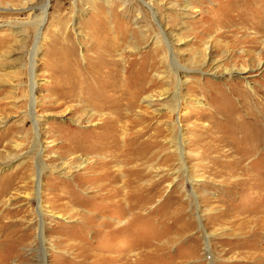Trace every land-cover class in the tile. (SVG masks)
Segmentation results:
<instances>
[{"label":"rangeland","instance_id":"obj_1","mask_svg":"<svg viewBox=\"0 0 264 264\" xmlns=\"http://www.w3.org/2000/svg\"><path fill=\"white\" fill-rule=\"evenodd\" d=\"M0 264H264V0H0Z\"/></svg>","mask_w":264,"mask_h":264},{"label":"bare ground","instance_id":"obj_2","mask_svg":"<svg viewBox=\"0 0 264 264\" xmlns=\"http://www.w3.org/2000/svg\"><path fill=\"white\" fill-rule=\"evenodd\" d=\"M30 73L32 74L33 73V70H32V68H30ZM33 89L31 88V104L30 105H32V102H33V100H32V97H33ZM36 126H37V123H36ZM42 237V236H41Z\"/></svg>","mask_w":264,"mask_h":264}]
</instances>
